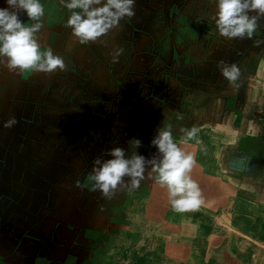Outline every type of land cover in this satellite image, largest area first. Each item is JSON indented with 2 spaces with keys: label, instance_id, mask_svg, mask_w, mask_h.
<instances>
[{
  "label": "crops",
  "instance_id": "obj_1",
  "mask_svg": "<svg viewBox=\"0 0 264 264\" xmlns=\"http://www.w3.org/2000/svg\"><path fill=\"white\" fill-rule=\"evenodd\" d=\"M40 2L45 9L43 28L37 33L40 51L52 48L64 58L67 71L9 72L0 64V264H16L13 256L19 243H47L51 241L50 235L55 245L43 247L47 258L37 249H20L27 254L29 263L92 264L88 261L89 250L94 246L102 250L104 244H95L111 237L104 241L110 242L113 231L128 226L127 216L122 215L124 209L125 214L127 211L122 204L129 197L142 200L144 205L147 200L155 204L151 197L128 194L127 185L131 180L128 176L123 178L125 184L118 186L112 199L102 197L99 190L93 191L94 182L89 176L95 158L100 157L102 161L113 158L108 153L115 136L126 154L131 152L127 139L140 136H137L139 128L142 129L140 124L147 130L152 126L154 129L157 125L152 117L158 115V124L168 126L176 110L172 101L176 100L177 83L182 85L184 81L205 90L219 91L218 108L212 104L214 91H209L205 106L195 107L191 114L187 111L178 119L184 128L187 119L192 128L208 126L207 139L214 143L207 152H212L217 159L218 169L213 171L222 175L221 181L233 198L240 195L248 200L250 215L244 217L264 222V114L256 115L257 90L264 88V67L255 68L264 62V54L259 57V54H232L237 52L238 38L220 35L214 20L217 0H135V16L123 18L118 27L96 43H81L72 35L71 28L67 27L71 11L61 0ZM105 2L102 0V4ZM5 7H8L6 0H0V8ZM19 18L30 23L24 12ZM258 26L253 37H264V17L258 20ZM120 48L123 53L114 59ZM178 62L182 64L179 67ZM221 62L235 64L240 69L234 83L222 75ZM215 70L219 75L217 84L216 81L198 82L201 73L207 77ZM244 79L252 84L244 85ZM163 82L169 93L168 100L162 99L168 110L161 117L160 92L158 96L148 93L157 91ZM243 90L247 94L242 98ZM222 94L232 95L229 106L234 113L224 112ZM130 103L136 108L137 114L132 118L137 119L131 123L138 133L128 135L120 124L130 118L127 114ZM178 103L181 106V100ZM147 106L152 107L150 114L144 109ZM13 117L16 123L11 128L4 127ZM225 123H229L230 134L225 133ZM192 140L193 137L191 144ZM178 146L181 150L193 148L183 141ZM154 152L152 160L156 156L162 161L161 152ZM142 153L148 156L147 160L151 158L147 151ZM147 160L144 175H149L155 164ZM211 166L215 167V163L192 165L187 173L199 192L198 199L210 200L218 194V182L203 174ZM157 175L154 174L155 186L162 185L155 178ZM145 180H141L140 186ZM147 180L151 179L147 177ZM77 200L85 205L77 204ZM90 201H93L92 207ZM216 202L225 206L226 199ZM233 205L240 210L236 199ZM150 209L157 210L153 205ZM114 218H125L127 224L114 226ZM226 221L224 218L223 224ZM100 236L104 239L96 240Z\"/></svg>",
  "mask_w": 264,
  "mask_h": 264
},
{
  "label": "rangeland",
  "instance_id": "obj_2",
  "mask_svg": "<svg viewBox=\"0 0 264 264\" xmlns=\"http://www.w3.org/2000/svg\"><path fill=\"white\" fill-rule=\"evenodd\" d=\"M262 19L263 17L260 20ZM262 31H264V29H262ZM235 41L233 43H235ZM235 47L237 48V52H232V54H259V57L261 54H264V37L254 36L251 39L238 38L235 43ZM181 65L182 64H179V62L177 63V67ZM257 66L258 67L255 66L257 69L264 67V62H260ZM218 77L219 75L216 70L207 77L205 74L201 73L198 77V82L206 83V81H209L210 83H214L216 81L217 84L219 81ZM257 82H259L258 79ZM182 83V85L177 83L176 100L172 101L175 102L176 110L173 113V117L170 116L169 124H167L168 126L162 124V122L158 124L159 118L158 115H155L156 117L153 116L152 118L157 126L154 127V129H152V126L151 129L147 130V128L140 124L142 129L140 130L139 128L140 133L137 134L138 131L135 128V125L131 123L137 119L132 118V116L136 115L137 112L136 108H134L130 103V109L127 111V114H130V121L129 119H125L126 123L120 124V126L125 127L128 135L137 132L135 134L140 136L136 138L141 140V145L138 148H131L128 144L131 152H127L125 156L126 158H130L133 152L137 155L143 156V150L147 151L151 157L147 160L148 156H143L145 161L147 160L154 162L155 164H160L161 161L159 157H157V159L155 156V160H152L154 159L152 152L159 151L158 147L152 144V140L158 136L159 130L170 127L172 131V139L174 142L177 140V145H180L183 141L185 143H189V146H193L192 149H182V151L185 154L192 155L194 160L193 165H195V167L200 163L207 164L209 166L215 163V167L211 166V169L205 170L203 174H206L208 176L207 178L210 177L213 181L218 182V186L220 187L218 188V194L216 193L214 196H211L213 199L210 200H207V197L198 199V204L192 205L184 211H177L172 204V200L174 198L171 197L168 186L165 184L155 186V173L151 171V177L149 175H144V179H146L145 181L147 182L144 181L139 188L133 190L132 192L128 191V194L143 198L151 197L153 199H151V201L155 200V204L147 200V202L144 201V205L141 202L142 200L139 202L131 200V197H129V199L122 204V207L125 206L126 208V214L125 209L122 211L123 213L121 212L123 216H127L128 226H124L127 224L125 218L113 219L112 225L124 227L122 230L112 232L114 237L110 242H104L111 238L110 237L105 240V235L96 238L98 241L104 240L101 241V243L97 241L98 243L95 245L104 244L105 246L102 250L95 246L93 249L89 250L88 255L90 259H88V261L92 264H249L252 261L254 264H264V222L262 220H252L248 217H244V215H250V212H247L249 210V203L246 201L248 200L244 198V196L240 195H238L237 198H233L232 192L227 191L225 184L221 181L222 175H218V172L215 173L213 171V169L218 168L216 166L217 159L212 156L213 153L207 152L212 147V143H214L213 141L207 139L209 133L208 126L204 125V128H200V126L198 128L195 127L196 134L192 140L194 142L191 144V139H189L186 135L188 131L193 129L192 126L187 124V121L190 119L186 120L185 128L184 124L181 123V119H178L179 115H183L185 112L187 113V111L191 114L190 111H192L193 108L195 109V107L199 106L200 108L201 106H205L206 99H208V95L210 93L209 91H214L211 99L215 100L212 101V104L215 108H218L219 91L215 89L205 90V88H201L195 84H189L187 81ZM242 83L246 86L252 84L245 79ZM180 90H182V94L180 93ZM257 91L258 108L256 109V115H260L261 117V112L264 114V108H262V93H264V88ZM158 93L160 95V102L162 105V109H160L162 113L161 117H164V114H166L168 109L166 106L167 103L165 104L162 99L164 100L166 98V94L169 93L164 82L161 84L159 89H157V91H151L148 95L152 96L154 94L153 96H158ZM252 93L254 92L252 91ZM241 94V97L243 98L246 96L247 92L243 90ZM221 96L223 109L225 110L224 112L227 111V114L234 113L233 107L229 106L231 104L232 95L222 94ZM166 99L168 100V98ZM179 100L182 102L181 106L178 103ZM144 109L146 111L148 109L147 114H150L152 111L151 106H147L146 108L144 107ZM248 112H251L249 108ZM117 114L120 116L119 113ZM228 126L229 123L224 125V128H226L225 133L230 134L227 128ZM245 126L247 127L248 124ZM184 129L185 131L181 132V130ZM180 137H182V140H179ZM129 139L130 138L127 139V142L134 138ZM119 141V138L115 136L113 138L112 148L116 146L121 147L119 145ZM207 142H210L209 147L206 146ZM226 150L229 151L228 148H226ZM161 155L163 157V153H161ZM147 177L151 180H147ZM201 182L202 184L204 183V185L206 184L203 180H201ZM154 188L156 189L154 190ZM222 199H226L225 206L216 204V200ZM235 199L237 200V206H241L240 210L238 207L237 210L235 209L236 204L235 207L233 205ZM92 202H89L90 207H92ZM80 203L85 205V203L77 200V204ZM143 205L146 211L143 209ZM152 205L157 210L152 212V209H150ZM231 215L234 217H231ZM184 216L186 218H184ZM237 216L240 217L241 220L236 218ZM218 218L220 219L218 220ZM224 218L225 221L228 219L233 226L228 221L223 224ZM234 228H237L238 232ZM95 237L96 236H94V239ZM49 238L51 241H48L47 243H19L18 251L16 250L13 256L16 264H31L29 263L27 254L22 252L20 249H37L40 254H45V252L42 251L44 250L43 247L46 249L47 246L50 247L55 245L52 243V241H54L53 236L50 235ZM60 245H62V243H60ZM87 246L90 247L91 245L88 244ZM88 247L85 248V254L88 252ZM19 254H24L26 257H22ZM84 257L85 255L82 258Z\"/></svg>",
  "mask_w": 264,
  "mask_h": 264
},
{
  "label": "clouds",
  "instance_id": "obj_3",
  "mask_svg": "<svg viewBox=\"0 0 264 264\" xmlns=\"http://www.w3.org/2000/svg\"><path fill=\"white\" fill-rule=\"evenodd\" d=\"M6 3L8 7L0 8V58H4L0 59V64L9 72L34 71L49 74L57 69L67 71L64 58L55 54L52 48L40 51L37 33L43 28L41 21L45 15L40 0H6ZM61 3L71 11L67 27L71 28L72 35L81 43H96L100 37L118 27L123 18L135 16V0H106L103 4L102 0H61ZM94 5L97 7H93ZM76 9L80 11H75ZM21 12L26 13L30 23L26 24L19 18ZM252 12L256 14L250 15ZM262 17L264 0H217L215 24L220 35L228 39H251L258 28V20ZM122 53V48L117 49L114 59ZM220 71L230 83H234L240 75V69L235 64H223ZM15 123L13 117L4 127L11 128ZM195 134V128L186 133L189 139ZM128 144L138 148L141 140L134 138ZM152 144L163 153L162 161L158 165L154 164L152 172L158 174L155 178L159 183L168 186L170 195L174 198V208L184 211L198 204L199 192L195 183L187 176L194 163L192 155L185 154L173 141L170 127L159 130ZM108 154L113 158L102 161L97 157L93 161L89 176L94 182L92 190H99L102 197L112 199L118 186L125 184V176L131 178L127 191L139 188L144 179L145 158L135 152L130 158H126L124 148L118 146ZM152 172L149 173L150 177Z\"/></svg>",
  "mask_w": 264,
  "mask_h": 264
}]
</instances>
